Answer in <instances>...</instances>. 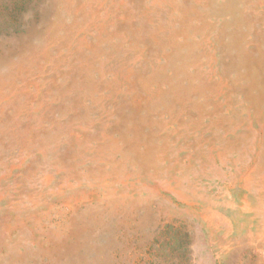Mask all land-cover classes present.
<instances>
[{
	"label": "rangeland",
	"instance_id": "1",
	"mask_svg": "<svg viewBox=\"0 0 264 264\" xmlns=\"http://www.w3.org/2000/svg\"><path fill=\"white\" fill-rule=\"evenodd\" d=\"M0 264H264V0H0Z\"/></svg>",
	"mask_w": 264,
	"mask_h": 264
}]
</instances>
